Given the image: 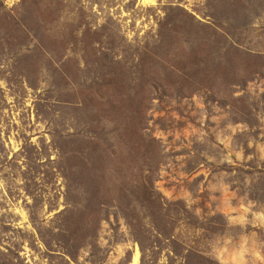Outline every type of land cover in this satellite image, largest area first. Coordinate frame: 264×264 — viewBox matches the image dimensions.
<instances>
[{"label":"rangeland","instance_id":"rangeland-1","mask_svg":"<svg viewBox=\"0 0 264 264\" xmlns=\"http://www.w3.org/2000/svg\"><path fill=\"white\" fill-rule=\"evenodd\" d=\"M232 257L264 264V0H0V264Z\"/></svg>","mask_w":264,"mask_h":264},{"label":"bare ground","instance_id":"bare-ground-1","mask_svg":"<svg viewBox=\"0 0 264 264\" xmlns=\"http://www.w3.org/2000/svg\"><path fill=\"white\" fill-rule=\"evenodd\" d=\"M134 259H136V257ZM231 259H232L231 261H233L235 264H241V259L240 258H239L240 261H238V259L235 258V257H232Z\"/></svg>","mask_w":264,"mask_h":264}]
</instances>
